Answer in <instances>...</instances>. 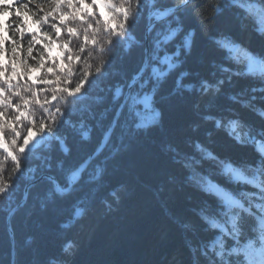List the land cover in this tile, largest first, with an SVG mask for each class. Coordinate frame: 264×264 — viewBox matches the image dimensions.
Returning a JSON list of instances; mask_svg holds the SVG:
<instances>
[{"label": "trees", "instance_id": "obj_1", "mask_svg": "<svg viewBox=\"0 0 264 264\" xmlns=\"http://www.w3.org/2000/svg\"><path fill=\"white\" fill-rule=\"evenodd\" d=\"M111 1L108 14L101 0H64L68 18L53 39L16 33L52 82L0 81V134L13 155L0 150V264H11L6 215L23 187L41 174L66 186L142 64L147 16L182 0ZM262 14L264 0H194L153 29L147 72L104 151L67 195L44 180L13 215L14 264H225L241 256L234 246L260 237L253 204L264 203V159L229 129L264 141ZM249 58L255 73L245 72ZM138 95L156 113L145 126L130 111ZM40 127L60 140L19 152ZM225 205L237 213L234 230ZM218 236L222 257L210 250Z\"/></svg>", "mask_w": 264, "mask_h": 264}, {"label": "rangeland", "instance_id": "obj_2", "mask_svg": "<svg viewBox=\"0 0 264 264\" xmlns=\"http://www.w3.org/2000/svg\"><path fill=\"white\" fill-rule=\"evenodd\" d=\"M20 1L21 0H0V81H12L13 83L21 82L34 86L51 84L52 80L47 74H44L43 71V66H45V64L39 59L35 61L30 60L25 46H23L22 51H20L18 46H16L18 44L16 37L18 33H27L29 36L41 35L43 38L53 39L55 37L53 27L58 25L57 21L64 22V20L68 18V11L64 6V0H25L20 5L14 7L15 3ZM101 3L103 5V10L108 14L110 10L114 9L111 0H101ZM19 6L28 9L27 18L23 16V14L21 18H17L20 17L19 15L21 14ZM260 19L264 29V14H262ZM5 53L6 56L4 55ZM233 53L234 52H232L231 56H233ZM164 63L165 61L161 59L159 66L151 70L153 77L160 73V67H162ZM258 67H260V65L250 58L245 62V72L247 73H255ZM260 68L264 70L263 66ZM48 73H51L50 69H48ZM71 95L73 97H79L77 91H73ZM130 111L141 126H145L156 118V113L153 110L149 96L138 95L133 99ZM1 122L0 120V127ZM234 130V126L229 129L236 141L252 144L258 154L264 159V156L258 151V146L264 147V141L246 136L244 139L238 132H233ZM51 140H60V138L50 131L45 130L43 127L30 129L18 150L22 153L30 152L47 144ZM0 150L10 157L13 156L1 134ZM233 176L235 178L244 177L240 175L238 171H234ZM242 195L246 196L244 193H242ZM248 197L252 196L249 195ZM258 197L260 199L263 198V196ZM253 205L261 216L262 233L256 241L246 242L242 246H234L233 249L229 251L233 255L254 254L258 251L256 248L257 241L264 243V203L257 201ZM224 208L227 220L234 230L237 213L231 212L232 208L229 205H225ZM210 250L214 251L218 257H222L225 249L221 236L216 237L214 242L210 245ZM260 251H264V249H260Z\"/></svg>", "mask_w": 264, "mask_h": 264}, {"label": "water", "instance_id": "obj_3", "mask_svg": "<svg viewBox=\"0 0 264 264\" xmlns=\"http://www.w3.org/2000/svg\"><path fill=\"white\" fill-rule=\"evenodd\" d=\"M193 1L194 0H182L177 5L167 10L154 12L147 16L146 25L143 33L144 55H143L142 64L138 69L137 73L132 77V79L126 85L123 94L121 96L120 102L117 108L115 109L113 116L98 144L89 153V155H87V157L66 176V186L63 187L56 177H53L48 174H41L37 178H34L30 182H28L23 187L19 201L8 211L6 215V229L11 243V264H14V260H15L14 236L11 225V219L13 215L26 204L30 189H32L38 183L46 180L52 185L56 194L64 196L67 195L71 191V189L78 183V181L82 177V174L86 171L89 165L104 151V149L108 145L111 136L117 126V123L127 106L132 90L138 85V83L142 80V78L147 72L151 60V47H150L151 32L157 25L165 22L170 17H172L173 15L184 9L186 6L191 4Z\"/></svg>", "mask_w": 264, "mask_h": 264}, {"label": "clouds", "instance_id": "obj_4", "mask_svg": "<svg viewBox=\"0 0 264 264\" xmlns=\"http://www.w3.org/2000/svg\"><path fill=\"white\" fill-rule=\"evenodd\" d=\"M250 238L255 239L254 235H251ZM256 248L258 249L256 253L230 258L225 261V264H264V251H260V249H264V243L257 241Z\"/></svg>", "mask_w": 264, "mask_h": 264}, {"label": "bare ground", "instance_id": "obj_5", "mask_svg": "<svg viewBox=\"0 0 264 264\" xmlns=\"http://www.w3.org/2000/svg\"><path fill=\"white\" fill-rule=\"evenodd\" d=\"M258 151L264 156V147L258 146Z\"/></svg>", "mask_w": 264, "mask_h": 264}]
</instances>
